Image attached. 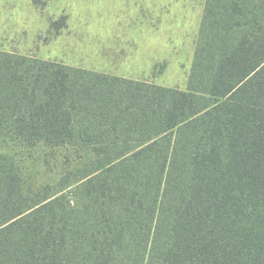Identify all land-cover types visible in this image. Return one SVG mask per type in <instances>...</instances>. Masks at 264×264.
I'll return each mask as SVG.
<instances>
[{
	"label": "trees",
	"instance_id": "trees-1",
	"mask_svg": "<svg viewBox=\"0 0 264 264\" xmlns=\"http://www.w3.org/2000/svg\"><path fill=\"white\" fill-rule=\"evenodd\" d=\"M0 264H264V0L205 1L186 90L0 50Z\"/></svg>",
	"mask_w": 264,
	"mask_h": 264
},
{
	"label": "rangeland",
	"instance_id": "rangeland-1",
	"mask_svg": "<svg viewBox=\"0 0 264 264\" xmlns=\"http://www.w3.org/2000/svg\"><path fill=\"white\" fill-rule=\"evenodd\" d=\"M205 1L0 0V50L186 90ZM46 153L23 156L41 182L62 162L47 165Z\"/></svg>",
	"mask_w": 264,
	"mask_h": 264
},
{
	"label": "crops",
	"instance_id": "crops-1",
	"mask_svg": "<svg viewBox=\"0 0 264 264\" xmlns=\"http://www.w3.org/2000/svg\"><path fill=\"white\" fill-rule=\"evenodd\" d=\"M99 73H103V72H99ZM120 77V76H119ZM123 78H126V77H123ZM126 79H132V78H126ZM132 80H137V79H132Z\"/></svg>",
	"mask_w": 264,
	"mask_h": 264
}]
</instances>
